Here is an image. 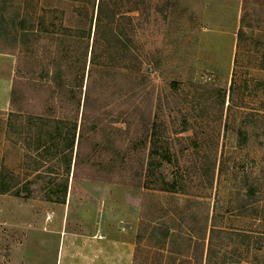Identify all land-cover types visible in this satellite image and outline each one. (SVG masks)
<instances>
[{
    "label": "rangeland",
    "instance_id": "obj_1",
    "mask_svg": "<svg viewBox=\"0 0 264 264\" xmlns=\"http://www.w3.org/2000/svg\"><path fill=\"white\" fill-rule=\"evenodd\" d=\"M62 216L264 264V0H0V264H56Z\"/></svg>",
    "mask_w": 264,
    "mask_h": 264
},
{
    "label": "crops",
    "instance_id": "obj_2",
    "mask_svg": "<svg viewBox=\"0 0 264 264\" xmlns=\"http://www.w3.org/2000/svg\"><path fill=\"white\" fill-rule=\"evenodd\" d=\"M70 204V202H69ZM61 218L60 248L56 264H132L134 246L122 239V232L116 230L109 234L102 221H75L74 227L69 220Z\"/></svg>",
    "mask_w": 264,
    "mask_h": 264
},
{
    "label": "trees",
    "instance_id": "obj_3",
    "mask_svg": "<svg viewBox=\"0 0 264 264\" xmlns=\"http://www.w3.org/2000/svg\"><path fill=\"white\" fill-rule=\"evenodd\" d=\"M99 19H101V17H99ZM101 23H102L101 20H98V23L95 26V34H94V36H96V40H94V42H98V39L100 38L99 31L101 29ZM87 36L90 37L91 34L88 33ZM105 38H107L108 43L118 42V44H121V45H124L125 46V44L123 42L122 36L119 35V34L117 35L114 30H112L111 33L106 34L105 35ZM87 49H88V47H86V61H87V57H88V51H87ZM90 62L93 65H96V63H97V53H96L95 50H92L91 51ZM15 88H16V86H15ZM14 91H15V89H13V92ZM88 102H89V98H88V100L86 99V111H87V108H88V105H89ZM11 103H12L11 105H13V99L11 100ZM86 113L87 112H85V114H83V116H82L83 121H85V119L87 121L88 116L86 115ZM76 117L77 118L79 117V110L78 111L76 110ZM17 196H19V194H17Z\"/></svg>",
    "mask_w": 264,
    "mask_h": 264
}]
</instances>
